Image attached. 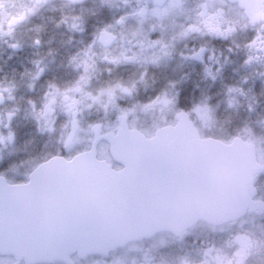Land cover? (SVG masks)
Returning a JSON list of instances; mask_svg holds the SVG:
<instances>
[{
    "label": "flooded vegetation",
    "instance_id": "obj_1",
    "mask_svg": "<svg viewBox=\"0 0 264 264\" xmlns=\"http://www.w3.org/2000/svg\"><path fill=\"white\" fill-rule=\"evenodd\" d=\"M205 4L210 13H223V29L234 26L235 31L227 36L208 32L199 15ZM22 15L24 18L19 19ZM122 17L124 22L119 23ZM193 25L201 31L182 35ZM260 29V22L252 24L246 11L230 0H0V92L4 94L0 117L8 109L14 112L0 128L9 126L11 129L6 130H11L14 137L15 129L26 137L34 131V136L43 140L46 152H53L60 130H72L71 117L58 99L51 133L45 132L46 125L37 119V113L47 102L51 86L63 92L80 81L84 75L82 62L89 51L94 68L83 85L84 92L69 93L81 101L76 116L80 130H91V126L99 124L100 137L113 132L122 109L134 110L128 116L131 129L141 128L137 126V113L141 110L142 114L159 115L157 121H144L141 126L150 124L151 128H158L174 122L175 109L189 114L196 113L197 106L204 104L211 110L238 109L236 98L264 95V50L249 46ZM104 30L115 36L107 47L98 39ZM154 41L162 43L153 45ZM197 53L200 57L194 58ZM122 55L137 59H121L119 63L105 59ZM117 84L133 88V92H118L116 106L104 107L107 96L94 102L86 95L99 96L102 90ZM158 97H167L172 104L143 109ZM249 111L264 113V104L251 106ZM0 136L7 139L4 131ZM96 138L94 133L90 147ZM251 142L256 145L258 162L264 165V154L257 143ZM77 152L65 148L60 154L71 157ZM255 186L257 194L253 199L264 204V171L256 177ZM203 224L207 231L192 232ZM238 235L258 242L245 264H264L261 208L248 211L232 223L213 226L199 222L182 238L161 232L107 255H90L86 259L91 260L90 264H184L185 260L190 264H203L205 260L214 264L218 250L228 257L234 256L239 245L232 242Z\"/></svg>",
    "mask_w": 264,
    "mask_h": 264
},
{
    "label": "snow or ice",
    "instance_id": "obj_2",
    "mask_svg": "<svg viewBox=\"0 0 264 264\" xmlns=\"http://www.w3.org/2000/svg\"><path fill=\"white\" fill-rule=\"evenodd\" d=\"M241 3L248 9L250 22L261 23L260 34L249 46L264 50V0L258 4L253 0H241ZM202 7L204 11L199 15L208 32L227 36L235 31L234 26L223 29L225 21L221 11L210 13L208 4ZM23 18V15L19 17ZM123 22L122 17L119 23ZM192 31L201 29L193 25L182 35ZM98 39L107 47L115 36L104 30ZM156 43L162 42L154 41L153 45ZM86 56L80 81L63 92L51 86L47 102L37 113V119L53 131V117L60 100L71 117L72 131L64 139L69 151L80 143L76 116L81 103L69 93H83V85L90 79L94 60L90 51ZM199 57L197 53L194 58ZM105 59L119 63L121 59L131 61L137 57L105 56ZM118 92L131 95L133 88L117 84L102 90L99 96L86 95L94 102L107 96L104 104L107 108L116 106ZM158 104L168 107L172 101L158 97L143 109L147 111ZM130 111L134 110L122 109L116 129L107 133L113 142L114 155L123 161L124 167L113 169L107 160L96 159L92 150L77 152L69 158L55 155L39 164L23 183H9L0 176V251L25 257L27 264H54L73 251L106 250L159 230L172 231L182 238L196 220L222 224L243 214L251 203L252 176L258 167L264 168L254 163L251 141L240 137L231 140L206 137L183 111L177 112L175 123L147 135L135 128L129 129ZM195 111L203 126H210L211 109L204 104ZM12 115L9 114V119ZM101 128L99 124L91 126L97 138L101 136ZM11 138L10 135L8 139ZM3 139L0 136V141ZM192 174L200 180L196 183L188 180ZM169 202L175 206L170 207ZM232 243L239 245L234 256L228 257L218 250L214 264H245L251 250L258 245L247 235H238ZM184 264L190 262L185 260Z\"/></svg>",
    "mask_w": 264,
    "mask_h": 264
},
{
    "label": "rangeland",
    "instance_id": "obj_3",
    "mask_svg": "<svg viewBox=\"0 0 264 264\" xmlns=\"http://www.w3.org/2000/svg\"><path fill=\"white\" fill-rule=\"evenodd\" d=\"M217 109L215 108V110H211L212 123L208 127L203 126L197 113L193 114V118L196 121V123L197 122L200 123V126H201L200 128L202 130V133L205 136H214V137H218L224 140H228L232 136L229 134L230 132L224 129V126L222 125V120L229 113H225V111H223V108L221 107H218ZM10 113L13 114L11 116L12 118L14 116V112L11 109H8L4 112L3 116L0 117V124L4 122V119L7 120L9 118ZM142 113H143V110L137 113V126L141 127L140 129L143 131V133H146L147 135L154 134L155 131L157 130L156 127L151 128L150 124H144V126H141V124H143L144 121L148 123L151 121L152 122L157 121V119L159 118V115L153 112L148 113V114H142ZM176 114H177V110L175 109L173 111V116H175ZM221 116H223V119L221 118ZM239 127L241 128L240 130H242V136H244V138H246L247 140L257 143L259 150H261L260 153L264 154V113H260V114L257 112L250 113L247 119L243 121L241 125H238V128ZM0 129L4 131L7 137V139H3L2 141H0V157H1L2 155H5L6 153L9 155L15 152L16 149L14 145L16 143V139L14 135L12 136L11 139H8V137L12 134L11 130H6V129H11L9 128V126L6 125V128L1 127ZM2 131L0 130V133H2ZM53 131L45 130V132H51V133ZM71 131L72 130H65V129L60 130V134H58L59 139L56 140L58 145L56 146L55 150L53 152L52 151L45 152V154L42 155L38 160H44L51 155H56L60 152H63V150L66 148L64 144V139L67 137V135ZM78 135L80 137V143L77 144L71 151L77 152L83 149L90 148V145L94 139V132L92 130H80L78 132ZM47 136L50 138L49 134ZM99 145H100L98 146L99 156L112 162L111 156L109 154V145L105 142H101V144L99 143ZM8 160H11V159L9 158ZM0 162H1V159H0ZM35 166H36V163L20 164L18 167L11 168L8 171L7 175L9 176L11 182H18L19 180L25 178ZM204 226L205 225L203 224L202 227H199L198 229L196 228L192 232H195L201 229L207 231L208 228ZM209 229H211V227ZM246 231L249 234H252L251 231H248V230ZM75 261H76L75 264H90L91 262V260L89 259H85V260L75 259ZM13 262H14V259L12 257L0 256V264H12Z\"/></svg>",
    "mask_w": 264,
    "mask_h": 264
},
{
    "label": "trees",
    "instance_id": "obj_4",
    "mask_svg": "<svg viewBox=\"0 0 264 264\" xmlns=\"http://www.w3.org/2000/svg\"><path fill=\"white\" fill-rule=\"evenodd\" d=\"M85 9H95L90 7H83ZM238 107V110H226L225 113H229L226 115V117L223 119V116H221L222 125L224 126V129L230 132L229 134L231 136H242V130L241 128H238V125H241L243 121L247 119L250 112L249 109L251 106H260L264 104V95L262 98H259L258 95L255 97H240L235 99ZM224 111V110H223ZM236 114V115H235ZM260 114V113H259ZM224 115V114H223ZM193 118V115H191ZM194 119V118H193ZM196 122V121H195ZM200 126V123H196ZM15 132V139L16 143L14 145L15 152L12 154H5L0 159V174L7 175L8 171L11 168L18 167L20 164L24 163H30L39 164L43 160H38L42 155L45 154L46 150L44 147L43 140L36 138L34 136V131H31L30 136L26 137L23 136V133L21 130L13 131ZM11 160H8V159ZM8 160V161H7ZM38 160V161H37ZM26 179L23 178L19 180L20 182L25 181Z\"/></svg>",
    "mask_w": 264,
    "mask_h": 264
},
{
    "label": "water",
    "instance_id": "obj_5",
    "mask_svg": "<svg viewBox=\"0 0 264 264\" xmlns=\"http://www.w3.org/2000/svg\"><path fill=\"white\" fill-rule=\"evenodd\" d=\"M230 1H232V2H237V3H239L240 4V6L246 11V13L248 12V9L247 8H245V7H243L242 6V3H241V0H230ZM253 3H259V0H253ZM0 94H2V96H3V99L2 100H0V104L3 102V100H4V94L3 93H1L0 92ZM186 113V112H185ZM189 114V113H188ZM190 116V115H189ZM190 119H191V116H190ZM191 121L193 122V120L191 119ZM194 123V122H193ZM195 124V123H194ZM167 125H165V126H163V127H166ZM197 127V126H196ZM130 129V128H129ZM136 130H138V131H140V132H142L141 130H139V129H136ZM101 138H103V139H105L108 143H109V145H110V154L112 155L111 157H112V159H113V161L114 162H116L117 164H119L121 167L120 168H122V167H124V163H123V161L122 160H120V159H117V157L114 155V152H113V142H112V140L107 136V134H105V135H103ZM241 138V137H240ZM244 140V139H243ZM98 142H99V139H95V141H94V143H93V146H92V148H90V150H88V151H92V150H95V155H96V159H98V160H105V159H100L99 158V155H98ZM50 159V158H49ZM47 161V160H46ZM45 162V161H44ZM44 162H42V163H44ZM110 163V162H109ZM254 163H255V165H257V166H261L262 164H260L259 162H258V160H257V154H256V146H255V144H254ZM41 164V163H40ZM111 164V166H112V168L113 169H117V168H115L114 166H113V164L112 163H110ZM34 170V169H33ZM264 171V168H260V167H258L257 168V170H256V172L253 174V176H252V180H251V189L253 190V194H252V197H251V203H249L248 205H247V207H246V210L243 212V214L242 215H239L236 219H239L240 217H242V216H244L248 211H253V210H255L256 208H261V205H262V202H255L254 201V197L256 196V194H257V189H256V187H255V179H256V176L258 175V174H260V173H262ZM33 172V171H32ZM31 172V173H32ZM31 173L29 174V176H28V179H29V177H30V175H31ZM5 177V176H4ZM6 178V177H5ZM27 179V180H28ZM187 179L188 180H190L191 182H193V183H196V182H198L199 180H200V177L199 176H197L196 174H192L191 176H189V177H187ZM6 180L8 181V179L6 178ZM10 183V182H9ZM169 206L170 207H174L175 205H174V203H172V202H169ZM235 219V220H236ZM201 221H204V222H206V223H208V224H210V225H221V224H212V223H210V222H208L207 220H204V219H200V220H196V221H194V222H192L188 227H187V230L188 229H190V228H192L193 226H195L197 223H199V222H201ZM232 221H234V220H231V221H228V222H226V223H232ZM226 223H222V224H226ZM161 232H171V233H173V234H175L174 232H172V231H169V230H159V231H155V232H153L151 235H145V236H142V237H140V238H132V239H128L125 243H123V244H117V245H115V246H111V247H108L106 250H101V251H87V252H81V251H79V250H77V251H73V252H71V253H68V254H66V255H63V256H61L60 258H58L55 262H64V263H66V264H75L74 262H73V260H72V257L74 256V254L75 255H77L80 259H84V258H86V257H88L89 255H107L108 253H110L111 251H113V250H117V248H122V247H124V246H126L127 244H129V243H131V242H134V241H140V240H143V239H148V238H151V237H153L154 235H156V234H158V233H161ZM176 235V234H175ZM0 256H12L13 258H14V260H15V263L14 264H21V263H24V264H27V259L25 258V257H20V256H17L15 253H13V252H9V251H0Z\"/></svg>",
    "mask_w": 264,
    "mask_h": 264
}]
</instances>
